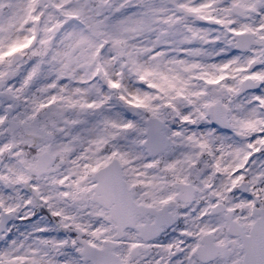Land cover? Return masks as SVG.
Masks as SVG:
<instances>
[{"label": "snow or ice", "instance_id": "snow-or-ice-1", "mask_svg": "<svg viewBox=\"0 0 264 264\" xmlns=\"http://www.w3.org/2000/svg\"><path fill=\"white\" fill-rule=\"evenodd\" d=\"M0 264H264V0H0Z\"/></svg>", "mask_w": 264, "mask_h": 264}]
</instances>
